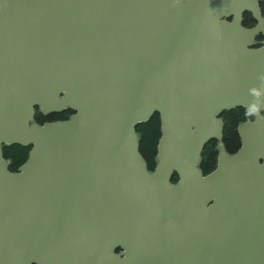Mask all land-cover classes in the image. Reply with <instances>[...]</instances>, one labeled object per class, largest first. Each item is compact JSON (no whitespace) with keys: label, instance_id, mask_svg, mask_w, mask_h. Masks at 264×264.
I'll list each match as a JSON object with an SVG mask.
<instances>
[{"label":"water","instance_id":"1","mask_svg":"<svg viewBox=\"0 0 264 264\" xmlns=\"http://www.w3.org/2000/svg\"><path fill=\"white\" fill-rule=\"evenodd\" d=\"M262 1L0 0V264H92L137 232L170 264H264ZM237 107L257 118L205 175ZM155 113L151 171L136 129ZM15 144L31 150L13 172Z\"/></svg>","mask_w":264,"mask_h":264},{"label":"trees","instance_id":"2","mask_svg":"<svg viewBox=\"0 0 264 264\" xmlns=\"http://www.w3.org/2000/svg\"><path fill=\"white\" fill-rule=\"evenodd\" d=\"M262 14L264 16V0L260 3ZM256 24L252 14L247 12L244 15V25L253 26ZM263 39L262 36L258 38L259 41ZM72 111H64L61 113H52L45 116L37 111L35 120L39 124L47 121L65 120L69 118ZM225 119L224 142L230 151L237 150L240 145V140L237 133V124L243 120L242 108H236L231 111L223 113ZM137 133L139 135L140 152L148 162L149 168L154 169L156 164L157 146L161 133L160 115L155 113L151 119L137 126ZM31 146L9 145L3 146L4 157L10 161L9 169L13 172L18 171L19 167L25 163L29 156ZM216 152L213 142L207 143L202 153L201 168L204 171H209L215 165Z\"/></svg>","mask_w":264,"mask_h":264},{"label":"flooded vegetation","instance_id":"3","mask_svg":"<svg viewBox=\"0 0 264 264\" xmlns=\"http://www.w3.org/2000/svg\"><path fill=\"white\" fill-rule=\"evenodd\" d=\"M66 111H70V110H66ZM223 113L221 114V118L224 123L223 138L221 141L217 139H212L210 141V142H213L215 146L216 160H215L214 167L210 169L209 171H204L202 169L205 174H209L218 168L220 143H223L225 145V148L229 153L237 152L242 145L241 138L239 136V131H238L239 125L241 123H246L248 121H255L257 118L255 115L254 108L242 107L243 120L239 124H237V133H238V137L240 140V145L237 148V150L230 151L228 147L226 146V143L224 142L225 119L223 117ZM260 113L262 116H264V106L260 107ZM70 115L71 114H69V116ZM45 116H49V115H45ZM176 175L177 174L174 173L175 177H177ZM177 180L174 181L173 179V182H177ZM145 237H146L145 234L143 233L138 234V232L136 236L134 237L126 236L125 238H122L121 234H119L118 239H116L115 241L106 242V243L101 244L98 247L97 246L93 247L92 249L93 256L91 257L92 264H143V263L170 264L171 252L173 253L179 252L176 249L171 250L170 242L160 243L157 240H155L152 235L149 236L150 239H147ZM180 243L190 244L191 241L187 240V241H182Z\"/></svg>","mask_w":264,"mask_h":264},{"label":"rangeland","instance_id":"4","mask_svg":"<svg viewBox=\"0 0 264 264\" xmlns=\"http://www.w3.org/2000/svg\"><path fill=\"white\" fill-rule=\"evenodd\" d=\"M258 42H261V41H258Z\"/></svg>","mask_w":264,"mask_h":264}]
</instances>
